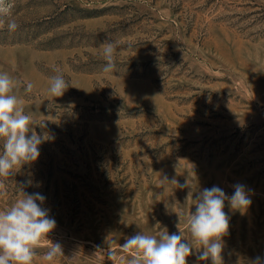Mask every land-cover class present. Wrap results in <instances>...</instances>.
<instances>
[{
  "label": "rangeland",
  "instance_id": "374dc122",
  "mask_svg": "<svg viewBox=\"0 0 264 264\" xmlns=\"http://www.w3.org/2000/svg\"><path fill=\"white\" fill-rule=\"evenodd\" d=\"M12 2L19 27L0 29V72L51 138L0 177V211L21 188L39 192L56 222L48 239L63 245L55 264H127L120 245L137 232L181 231L198 249L187 225L195 196L240 184L251 204H225L223 264L264 262V0ZM106 41L113 73L102 71ZM57 74L69 86L61 97L48 91ZM163 175L188 186L161 185ZM48 250L42 242L33 264Z\"/></svg>",
  "mask_w": 264,
  "mask_h": 264
},
{
  "label": "clouds",
  "instance_id": "9594fccd",
  "mask_svg": "<svg viewBox=\"0 0 264 264\" xmlns=\"http://www.w3.org/2000/svg\"><path fill=\"white\" fill-rule=\"evenodd\" d=\"M14 4L12 0H0V29L7 25L9 32H15L19 25L9 19ZM116 46L111 41L103 44V56L106 64L104 73L116 70L114 54ZM16 83L8 73L0 72V139L4 141L0 154V177L15 176L26 164L37 160L39 146L50 139L47 134L35 131L37 122L31 115L24 113L23 103L14 94ZM62 74L50 78L49 93L61 97L68 89ZM33 84L28 82L25 92L30 93ZM40 127V126H39ZM46 127L45 123L42 128ZM161 185L174 184L181 189L188 185L179 184L167 175L160 178ZM234 193L228 196L218 187L205 188L195 196V212H190L187 225L191 236L199 245L195 249L183 237V233L169 234L166 227L159 235H146L141 232L129 236L120 247L131 252L127 264H187V258L196 256L197 261H211V264H223V237L229 234L230 217L224 211L225 204L233 211L245 212L251 204L245 186L237 184ZM5 185L0 182V195H4ZM192 196V192L188 193ZM45 197L39 192L27 193L21 188V198L10 208L0 211V264H33L35 249L47 242L49 250L44 254L46 264H55L58 256H64L63 245L48 239V234L56 227L49 216V210L43 207ZM108 255L111 257L112 253ZM251 264H264L260 257Z\"/></svg>",
  "mask_w": 264,
  "mask_h": 264
}]
</instances>
